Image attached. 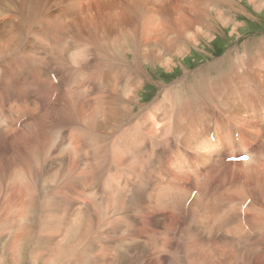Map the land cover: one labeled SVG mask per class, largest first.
<instances>
[{
    "label": "bare ground",
    "instance_id": "obj_1",
    "mask_svg": "<svg viewBox=\"0 0 264 264\" xmlns=\"http://www.w3.org/2000/svg\"><path fill=\"white\" fill-rule=\"evenodd\" d=\"M36 1L0 0V35L3 34L4 43L12 44V34L7 31L10 29L19 32L14 35L17 39L13 44H25L30 28L38 32L31 36L26 48H21L19 55L14 50H1L0 62L9 64L8 59H12L17 66L25 56L28 58L30 66L19 68L17 82L22 88L34 89L38 101L47 97L41 79L56 84H50L52 90L62 86L66 89L62 88L56 97L54 94L53 102L42 105L44 112L39 117L36 112L23 122L21 132L3 140L7 144L3 145L6 161L0 159L3 226L16 227L15 215L30 214L33 207L38 208L36 202L32 204L33 196H43L45 191L52 190L37 192L34 185L40 175L35 172L42 169L38 160L43 158L49 162L45 160L41 164L45 170L42 175L49 172L48 168H55V161L61 167L57 178L53 177L55 193L47 205L48 212L51 210L56 215L50 223L45 222L46 226L36 228L43 242L52 240V246L59 242L52 248L55 257L47 259L51 264H97L94 253L99 251L94 250L99 248L92 245L99 238L93 237L96 234L103 237L105 246L112 252L107 255L100 251L103 253L100 264H137L138 258L147 253L150 257L147 264H170L172 259L167 262L164 258L167 254L164 240L181 232L187 222H190L185 227L187 231L181 235L183 239L188 238L186 254L190 264H259L257 259L262 262L264 240L256 239L253 234L250 216L255 208L253 195L261 193L256 203L260 206L264 230V177L259 176L264 173L260 171L264 163V38L257 48V39L245 41L243 52L229 51L221 59L210 62L208 73L194 74L195 82L189 81L192 75L187 71L171 87V92L164 87L163 98L148 108L138 105L139 92L150 81L143 75L146 64L172 72L192 48L204 40L211 43L215 39L217 25L222 24L223 28L234 25L233 34L237 33L241 26L236 23L238 15L234 19L224 9L232 2L244 0H128L121 11L78 17L75 15L83 9L82 0H56L58 9L47 18L44 16L47 11H34ZM249 2L259 12L264 8V0ZM32 16L38 22L31 18L26 24L24 19ZM63 17L67 19L66 29H60L61 41H58V33L54 32L59 31ZM69 23L73 24L71 29L67 28ZM128 54L134 55L133 69L138 74L128 71L133 65L127 60ZM47 56L53 63L43 62ZM1 67L0 107L6 101L4 87L12 86L6 66ZM32 70L37 73L33 74ZM18 98L16 104L28 101L20 92ZM137 106L139 114L135 115L137 121L132 125L126 119L134 116ZM18 123L17 118L1 116L0 137L15 131ZM77 125L81 128H75ZM74 135L80 138L81 144L74 142ZM176 138L190 147L192 156L172 145ZM37 143L40 147L34 145ZM69 149L70 156H60ZM244 156L248 158L244 162H228ZM177 157L187 160L185 166L180 171H168L166 164L172 166ZM257 163L259 169L256 166L257 170L252 171ZM209 168L216 171H205ZM173 175L179 182L168 185L167 180ZM23 177L28 179V183L24 180L25 187ZM181 182L189 186L184 197ZM198 182L211 185L199 192ZM221 184L222 188L226 187L220 193L230 188L242 199L246 198L242 203L235 193L231 198L223 197L228 223L222 221L219 212L210 222L212 230L224 233L222 240L214 238L211 230L200 232L194 222L204 218L208 212L204 205L212 202L210 196ZM8 188L14 194L11 200ZM159 189H169L170 194L157 205L159 198L153 190ZM144 203L151 206L144 208ZM39 204L43 206L46 202ZM136 206L142 207L138 210ZM179 209L188 212L179 218ZM9 215L11 219L6 222ZM66 217L69 223L64 222ZM93 225L100 232L95 233ZM80 236L81 240H75ZM16 237L13 239L18 244ZM46 247L50 249L48 244ZM44 249H33L31 262L38 264L46 254H51ZM66 251L68 256L64 254ZM76 254L85 260L78 261ZM14 259L6 260L13 264Z\"/></svg>",
    "mask_w": 264,
    "mask_h": 264
},
{
    "label": "rangeland",
    "instance_id": "obj_2",
    "mask_svg": "<svg viewBox=\"0 0 264 264\" xmlns=\"http://www.w3.org/2000/svg\"><path fill=\"white\" fill-rule=\"evenodd\" d=\"M17 1H20V0H17ZM55 1L56 0H38L34 4V7H33L34 11H37V10H39L40 12L41 11L42 12H46L47 11L44 14V16L47 18V16L49 14H51L52 11H53L52 13H54L55 10L58 9V7H55ZM127 1L128 0H82L83 9L81 10V13L79 15H75V17L81 16V15H106V13H110L113 10L121 11L123 6H124V2H127ZM66 4H68V3H66ZM224 10H227L229 15H233L234 19L238 15V17H237L238 21H236V23L241 24L238 32L233 34L234 25H232V26H230L228 28H223L222 24L217 25V27H216V31L217 32H216L215 39L211 43H209V42L204 40L205 42L202 41V44H200L197 48H192V51L189 54V56H187L181 62L178 61L177 67L172 72H168L164 68H161V67H158V66L156 68H154L151 64H146V66H145L146 67L145 68L146 72H144L143 75H144V77H148L147 80H149V78H150V81L145 83L146 86L144 85L141 88V90L139 92L140 93V99H138V105H142V106L148 108L152 103H154V101L161 100L163 98L161 96L163 95L162 93H163L164 87L167 86L168 89H169V91L168 90L167 91L171 92V87L175 86L178 81H180L182 78H184L186 76V72L187 71L189 72L190 75H192V76H189V81L191 80L190 82H195L196 78H195L194 74H199V73H205L206 74V73H208V71H209V63L210 62H214V61H217V60L221 59L224 55L228 54L229 51L233 52V51H236V50L239 49V50H241L243 52L244 51V46H245V44H244L245 41L249 42V41H252V39H257L255 47L258 46L259 41L264 38V8L262 9V11L259 12V11L255 10V8H253L251 6V3L249 2V0H244L241 3L234 2V4H233V2H232V5L230 7H226ZM71 17H74V16H71ZM71 17H69V18H71ZM31 18L38 22V20H36L35 16H32V17H28V18L24 19L26 24H29ZM65 20L67 21V19L63 17L62 18L61 27H59V31L56 30V33L54 32V34L58 33L57 35H58L59 38H56V40L59 39L58 41H61V37H60L61 35H59V34L61 33L60 29H62V28H64L66 26V23H65L66 21ZM71 26H73V24L69 23L67 28L71 29ZM30 29H29L30 31L28 30V33H27L28 36H26L25 44L24 43L20 44L19 42L18 43L16 42L17 44H13L14 41H16V39H17V37H15L14 35L17 36V34L19 33L18 31H14L13 32L11 29L7 30L8 32L10 31V33L12 34V44L4 43L6 40L5 41L3 40V34H1L0 35V40H2V42L0 41V46H1L0 47V51L1 50H4V51H6V50H8V51L14 50V51H16L15 53H17L19 55V53H21V48L22 47L26 48V46L30 44V42L32 40L31 36L34 37L38 33V32H34V28H30ZM32 29H33V31H32ZM65 29H66V27H65ZM40 32H43V30H41ZM36 44H37V42H36ZM9 47H11V49ZM15 48H16V50H15ZM44 49H45V46H44ZM41 54H42V56L40 55V57L43 58L44 57L43 53H41ZM235 54H236V52H234V55ZM132 56H133V59H132ZM44 59H45V60H43L44 63H50V62L53 63V61L49 58V56H47ZM8 60H9V64H4V63L0 62V66H2V67L6 66L4 69L8 70V72H9V74L11 76V85H12L10 87H4V94L7 91V93L5 94L6 95L5 96V100L6 101H4V103L0 107V117L1 116H3V117L5 116L7 118L8 117H14V118H17L19 120V123L17 124V128H16L15 131L9 133L5 137H0V141H1L0 142V159L3 160V158H4L5 161H6L5 158L7 157L6 156L7 153L5 151H3V149H4L3 145L6 144L4 141H6L10 136H13L18 131L21 132L19 129H20L22 123L25 122L27 119L33 117L36 112H37V116L36 117H39L44 112L43 109L41 110V108L43 107L42 105H47L50 102H53L52 101V97L54 96V94H55L54 97H56L57 94L62 90V88L66 89V87L62 86V87L58 88L57 90H54V89L52 90V88H50V84H53V83L51 81L49 83L45 79H41L42 84L46 87L47 97L43 101H41V100L38 101V98H37V95H36V92L34 91V89H32L30 87H27V86L22 88V87L19 86V82H17V81H19V78H20L19 68L20 67H28V66H30V64L28 63V58L25 56L22 59V61L19 63V65H17V66L14 64L12 59H8ZM127 60L132 65L134 63V55L133 54H128ZM1 63H2V65H1ZM133 67H134V64L132 65V67H130L131 70H128V71L129 72L132 71L131 73L134 72V74L135 73L138 74V71H135L133 69ZM205 69H206V72H205ZM32 73L36 74L37 71L36 70H32ZM17 74L19 75V78H18ZM57 76L59 77V75H57ZM129 77L131 79H134L131 75ZM190 82H188V83L191 84ZM53 85H56V84H53ZM0 88H1V84H0ZM8 88H9V90H8ZM16 89H17V91H16ZM9 91H11V92H9ZM19 92H20V95L22 97H24V98H27L28 101H24L22 103H17L16 104V102H19V98H18ZM258 108L259 107L254 108V110H257ZM146 112L147 111H145V113ZM133 114H134V116H132L129 119H126L127 122L129 121L130 124H132V125L134 123H136V121H137V119L135 118V115L139 114L138 106H137V110H135ZM250 114H253V113H250ZM133 117H134V120L132 121ZM73 122H75V121H73ZM7 124L8 123L6 122V125ZM49 124H50V122L47 123V126ZM5 128H7V126ZM75 128H81V127H79V125H77V126H75ZM70 133H71V131H69L68 134L66 133V135H68V139L67 140L70 139V136H69ZM72 138H73L74 142H76L78 144H81V140H80V138L77 135H74ZM49 143L50 142L48 141V145H49ZM34 145H38L40 147L39 143L34 144ZM172 145L175 146L177 149L183 151L186 154L189 153V154H191V156L193 154V152L191 151L190 147L187 146V145H184L177 138L174 139ZM84 148H85V145H84ZM70 150L71 149H69V151L68 150L65 151L64 153H61L60 156L61 157H63L64 155L65 156H67V155L70 156V153H71ZM40 159H41V161H43V158H39V160H38V162H40V165H39L40 167L39 168H42V169H39V170H41L40 172H39V170L35 172V173L40 174V175L39 176L37 175V178H36L37 180L34 183V185L39 190L37 192L43 191V193L46 192L45 194H47V193L48 194L52 193V194H50L49 197H48V195H45V194H43V196H39L38 194H36L39 197H41V199L43 198L42 201H41V199L40 200L38 199L39 197H36V196L34 197L33 196V198H37L36 200L39 203H42V205L45 204V202H46V204L43 205V206H41V204L38 205V202L35 199L32 198V204H34L36 202L35 204H37L38 208L35 209L33 207V212L30 213V214H28L27 212L25 214L23 212L24 213V214H22L23 216L21 215L19 217L17 215L22 222H18L19 218L15 215V217L13 218V221L16 220L14 222L16 227H14L13 224H8L6 227L3 226L1 221L4 218L5 211L3 212V214L0 215V223H1V225H0V264H3L5 262L8 264L9 262H7L6 259L11 260L13 258H15L13 264H37L36 262L35 263L31 262V259H32V255L31 254H32V250L33 249L36 250V248H39V247L40 248H44L45 247L44 250H49V252L51 253L50 254L51 256L49 254L48 255L46 254V258L42 259L41 262H38V264H51V262L49 260H47V259H52V258L55 257V251L53 249H55V247L58 246L59 242L57 244L55 243L56 246H52V244H53L52 240L49 241V242H48V240H46V243L50 246V249H47V247H46L47 244L45 242H43L41 240V238H39V233H37V229L39 227H41V226H46L45 222H49L50 223V219L53 220L52 218L56 215V214L54 215L51 212L50 209H49L50 211L48 212V206H49L48 203L51 202V198L50 197L53 196V194L55 193L54 190H53L54 189V181L57 178V176L59 174V171L61 170V167L59 166V162L55 161L54 162L55 166L53 165L55 168H53V169L51 168V170H50V168H48L46 170V171H49L48 173H46L47 176L48 177L51 176V177L46 178L47 176H46L45 173H44L45 175L41 174V172L43 173L45 171L42 165L45 162V160L47 161V163L49 161L47 159H44V161L41 162ZM68 159H69V162H70L71 158H68ZM185 161H187V160L184 159V158H181V157H177L175 159V161H174L172 166H169L168 164H166V166L168 168V171H180V168L182 166H185ZM24 162H26V161H24ZM92 162L94 163V161H92ZM228 162H237V161L228 160ZM95 163L97 164L98 162H95ZM259 163L261 164V162H259ZM259 163H257L255 165V167H253L254 169H252V171L253 170H257L256 166L257 167L260 166ZM96 164H94V165H96ZM258 169H259V167H258ZM56 170H58V171H56ZM235 170H238V169H235ZM262 170L264 171V163H262L260 171H262ZM53 171H55V173H53ZM205 171H210V172L216 171V168H215V170L209 168V169H206ZM226 174L229 176V173L227 171H226ZM26 175H27V173H26ZM262 175L259 174L260 177H264V173ZM39 177L40 178L42 177L41 179L42 180L44 179V180L42 181ZM38 178H39V180H38ZM45 179H47V180H45ZM48 179H51L50 182L53 183L52 184L53 186L51 185L52 187L50 186V182H49ZM24 180L28 183V181H27L28 179L26 180V177H25V179H24V177L22 178V181H23L22 184L25 187L27 185L25 184ZM38 182L40 184H38ZM42 182L43 183L46 182V185L42 184ZM167 182H168V185H172L173 182H179V179L175 175H173L170 179L167 180ZM181 183H183V182H181ZM215 183H217V181ZM47 184H49V186ZM197 184L199 185V192L201 191L202 187H204L206 185H211V184H205L204 182H198ZM182 187L184 188V192H183V197H184V196H186V192H187L189 186L187 184L183 183ZM222 187H223V184L218 185L217 190H215L213 192L214 194L212 193L211 196H210V198L212 199V202L208 203L207 205H204L205 207L208 208V212L205 214L204 218L201 219V220H195L194 221L195 225L198 227L200 232H206L207 230H211L213 232V234H214V238L220 239V240L223 239L222 235L224 233H222L220 231H217V230H212L210 228V222L214 219V217L219 212V216L221 217L222 221L225 224L228 223L227 215L224 213V212H226V209L223 206V197L231 198L233 196V194L235 193L236 196L239 199H242L237 194L238 192L232 191L230 188L227 190L226 193H220L221 191H224V188L226 186H224V188H222ZM40 188H41V190H40ZM43 188H45V189H43ZM46 189H48L49 191L51 190L52 192L50 191V193H49L48 191H45ZM6 191H10L8 197L11 200V198H13L12 195H14V194L11 193V190L9 188ZM6 191H5V193H6ZM34 191H35V189H34ZM26 193L28 194V192H26ZM153 193H154V195L156 197L159 198V203L157 204V205H159L161 202H163L169 196L170 190L169 189L153 190ZM260 194L261 193H258L257 195H253L254 202H255V208H254L253 212L251 213L250 220H251V225L253 227V234L255 235L256 239L262 238L264 240V230L261 227V221H260V215H259L260 206L256 203V197L258 198L260 196ZM195 195H196L195 192L192 193L191 198H190L191 202H192V200H194ZM250 195H252V194H250ZM49 198H50V201H49ZM91 198H93V197H91ZM91 198H90V201L93 202L94 198L93 199H91ZM245 199L246 198L242 199V203L245 201ZM143 205L142 206L144 208H147V207L151 206V205L145 204V203ZM37 206L35 205V207H37ZM1 207H3V206L1 205ZM4 207H5V205H4ZM136 207L138 208L139 206H136ZM141 207H139L138 210H140ZM189 208H190V206H189ZM189 208H188V210H189ZM193 209H196V205L193 207ZM239 209H240V207H239ZM179 210H181V209H179ZM188 210H186V211L181 210L180 211L181 214L179 215V218L182 217L185 213H187ZM35 214H38L39 216L35 215ZM43 214L46 215V216H42ZM49 214H51V215L49 216ZM35 217H37V218H35ZM67 217H69V214H68ZM67 217L65 218L64 222L69 223V218H67ZM10 219H11V216L9 215L8 219L6 220V222H8ZM237 221H238V225H239V228H240L239 211H238V219H237ZM189 223L190 222H187V224L186 225L183 224V226L188 228ZM113 225H115V224H113ZM181 225L182 224L179 223V226H181ZM1 226H3V227H1ZM141 227H143V225H141ZM185 227L181 228V232H178V233L172 235V237H166L167 239L165 238V240H164V243L167 244L166 248H165L167 250V254H166V256L164 258L167 260V262L172 259V262L170 264H176V263L177 264H186V261L189 260L188 259V255H187L188 254V250H189V247H187L188 246V238L187 239H183L182 235H181L183 233L184 234L186 233L187 230H186ZM13 229H15V230H13ZM95 229H97V225H93V230L95 231V233L100 232L98 230L96 231ZM11 230H13V231H11ZM184 234H183V236H184ZM82 235H84V234H82ZM93 235L94 234H93V231H92L91 236H93ZM13 236H17L16 238L18 239V244L14 242ZM81 236H80V238L77 237L75 240H77V239H78L77 241H79V239L81 240L82 237H83V236L82 237ZM97 236H99V238H97V240L94 243H92V245H93V248H95V247L99 248V249H95L94 250V252L95 251H99V252H95L94 253V257H95L96 263L100 264V261H101V258H102V254H103V253H100V251L103 250L104 252L107 253V255L112 253V252L108 251L107 246H105V244H104L105 241L103 240V237L100 234H96L93 237H97ZM88 240H90V238ZM39 241L42 242L40 245H39ZM77 241H75V242H77ZM181 242L184 243V244H182ZM61 244H63V243L61 242L59 245H61ZM185 244H186V246H185ZM186 247H187V249H186ZM44 250H42L41 252H44ZM76 250H77V248H76ZM15 251L17 253H15ZM173 251L176 253V255H175V253ZM68 252L69 251H66V252H64V254L67 255ZM14 253H15V256H14ZM21 253H22V255H21ZM114 253L115 252H113V254ZM262 253L263 252L261 250L260 254H262ZM148 254L149 253L144 254L143 257L138 258V263L137 264H147V262H148V260L150 258V257H148ZM262 255H264V253ZM41 256H43V255H41ZM67 256L65 258H67V260H68L69 258ZM75 258H77L78 261L80 259H81V261L85 260L84 258L78 257L77 254H76ZM175 258H176V260H175ZM185 258H186V260H184ZM229 258H232V257L229 256ZM177 260H179V261H177ZM180 261H184V262L182 263ZM258 261H259V264H264V260L261 262L259 259H257L256 263ZM71 262L72 261H69V263H71ZM166 264H169V263H166ZM188 264H190L189 261H188Z\"/></svg>",
    "mask_w": 264,
    "mask_h": 264
},
{
    "label": "snow or ice",
    "instance_id": "obj_3",
    "mask_svg": "<svg viewBox=\"0 0 264 264\" xmlns=\"http://www.w3.org/2000/svg\"><path fill=\"white\" fill-rule=\"evenodd\" d=\"M244 160H247L248 158L247 157H243Z\"/></svg>",
    "mask_w": 264,
    "mask_h": 264
},
{
    "label": "clouds",
    "instance_id": "obj_4",
    "mask_svg": "<svg viewBox=\"0 0 264 264\" xmlns=\"http://www.w3.org/2000/svg\"><path fill=\"white\" fill-rule=\"evenodd\" d=\"M191 155V154H190Z\"/></svg>",
    "mask_w": 264,
    "mask_h": 264
}]
</instances>
